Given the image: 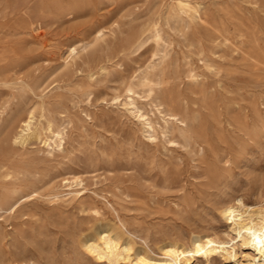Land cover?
Returning <instances> with one entry per match:
<instances>
[{
  "label": "rangeland",
  "instance_id": "obj_1",
  "mask_svg": "<svg viewBox=\"0 0 264 264\" xmlns=\"http://www.w3.org/2000/svg\"><path fill=\"white\" fill-rule=\"evenodd\" d=\"M194 1L200 18L189 20L174 0H0L1 264H104L77 243L97 217L120 219L152 249L192 230L228 238L223 202L264 203V67L255 64L264 58V0ZM154 20L169 44L163 65L149 35L131 45ZM144 73L163 80L152 96L140 86L134 94L155 137L121 103ZM34 105L41 130L49 121L65 130L52 154L35 138L12 143ZM72 176L83 178L81 196H54ZM236 250L214 264L252 251Z\"/></svg>",
  "mask_w": 264,
  "mask_h": 264
},
{
  "label": "bare ground",
  "instance_id": "obj_2",
  "mask_svg": "<svg viewBox=\"0 0 264 264\" xmlns=\"http://www.w3.org/2000/svg\"><path fill=\"white\" fill-rule=\"evenodd\" d=\"M174 7L182 18L189 20L200 18V4L194 0H174ZM102 34L103 30L98 29L97 35L101 36ZM148 35L155 42L152 57H156L158 59L157 63L163 65L168 55L169 44L163 38L162 28L158 20H154L141 28L131 45L141 46L149 37ZM68 51V55L73 57L78 52V46L70 45ZM255 62L257 67H264V58L255 59ZM207 66L211 67V65ZM133 76L136 78V82L131 80L128 83L126 98L121 103L126 110L137 117L144 132L151 137H155L157 127L151 117L142 111L134 94L138 91L136 87L140 86L142 91L146 92V95L152 96L156 88L162 86L163 80L152 78L148 73H144L141 75L142 77H137V74ZM188 76L193 77L196 75L190 70ZM118 97L119 95L115 98ZM157 109L161 111L159 107ZM167 121L165 118L164 125L161 128L162 133L168 132ZM33 138L38 139L41 149L46 150L48 153L62 147L65 138L64 128L54 127L51 121L48 122L44 130H41L35 105L26 109L24 116L20 119L11 136V140L14 144L26 146L28 141ZM3 175L8 178L11 173L7 171ZM64 185L66 186L65 190L54 194V196L68 195L71 198H78L85 188L83 178L79 176L64 177ZM10 193L11 191L8 189L5 192L6 197H9ZM23 197L24 195H18V198L9 205L10 210L15 209ZM243 198L242 196H235L218 207L220 215L228 223L229 229L226 228L228 231L224 230V234L228 238L216 233L192 230L186 240L175 238L162 240L153 250L150 247L152 244L150 243L149 246L148 241L145 239L143 244H138L134 238L136 234L132 235L129 230L127 231L124 222L119 218H116L119 219V222H116L97 217L92 225L81 228L77 236V243L83 253L91 255L96 262L104 264H214L216 254L222 256L223 259L234 258L237 254L236 247L244 246L250 247L252 251L242 252V250L243 259H235L233 264H264V203L253 207L246 204ZM94 212L100 214L99 208H95ZM15 264L26 263L17 261Z\"/></svg>",
  "mask_w": 264,
  "mask_h": 264
}]
</instances>
